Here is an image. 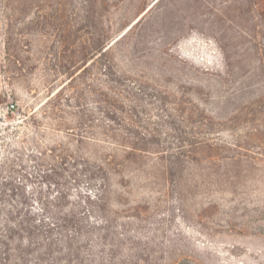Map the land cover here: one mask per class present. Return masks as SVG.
<instances>
[{
    "label": "rangeland",
    "instance_id": "374dc122",
    "mask_svg": "<svg viewBox=\"0 0 264 264\" xmlns=\"http://www.w3.org/2000/svg\"><path fill=\"white\" fill-rule=\"evenodd\" d=\"M173 1L0 0V264H264V17Z\"/></svg>",
    "mask_w": 264,
    "mask_h": 264
},
{
    "label": "trees",
    "instance_id": "16d2710c",
    "mask_svg": "<svg viewBox=\"0 0 264 264\" xmlns=\"http://www.w3.org/2000/svg\"><path fill=\"white\" fill-rule=\"evenodd\" d=\"M221 2L217 5L216 4V0H174L173 1V6H175V8L179 7V5H185V9L190 11L191 13H194L198 16H201L203 14L208 13L207 11L204 10L205 8H210L211 11L210 13H212L214 20H212L211 24H215V26H217V22L218 20H221L222 16L225 15V12L227 9L232 8V4L231 1L234 0H220ZM236 2H245L249 5V12L252 13H258L259 15H261L262 17H264V0H237ZM180 8V7H179ZM253 17V15H252ZM228 20H233L234 19H228ZM253 23H255L254 21V17H253ZM230 23V22H229ZM221 26V25H220ZM226 26V25H225ZM229 26V25H228ZM255 26V25H254ZM224 27V26H223ZM221 34L220 37L224 38V33L223 30L219 29ZM254 33H251L250 31H253ZM250 31H246V30H242L240 35L242 33L246 34L248 37L251 38L250 42L252 44H254V47H259V35H257V31H255V29H252ZM228 42L227 44H231V40H232V35L227 37ZM261 49L258 48V50ZM109 185L107 186L106 183H103V185L101 184L100 187L97 189V193L94 194L96 201H97V205H98V209L99 210H104L105 212H110L109 207H110V194H109ZM4 195V191L0 192V196ZM2 202H0V206H1ZM10 206H13L11 204H9ZM56 206V205H55ZM92 209H86V212L90 214ZM13 211V212H12ZM13 213H16L13 209L7 210V222H10V224H12V226L16 227L18 229L19 232H22L23 234L20 235L22 237V239H24L27 243L29 244H33L34 243V237L37 236L35 235V229L37 231H39V235L43 236V232L48 233L50 231V227L49 225H43V224H35L33 222H29L28 219H22V217L15 215V217H11ZM41 220H39L40 222ZM101 221L108 223L110 220L108 219V217L106 216H102L101 217ZM45 227L44 231H42L41 228ZM73 237V234H66L63 236V238H59V242H67L66 240H69L70 238ZM44 242L47 244L49 241L51 240V238L49 237L48 240L43 239ZM56 240V241H58ZM50 244V242L48 243Z\"/></svg>",
    "mask_w": 264,
    "mask_h": 264
}]
</instances>
